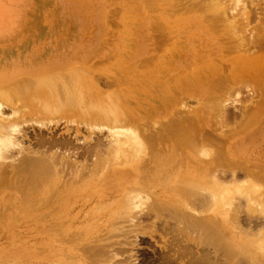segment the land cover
I'll return each mask as SVG.
<instances>
[{
    "label": "bare ground",
    "instance_id": "1",
    "mask_svg": "<svg viewBox=\"0 0 264 264\" xmlns=\"http://www.w3.org/2000/svg\"><path fill=\"white\" fill-rule=\"evenodd\" d=\"M242 1L0 0V264H121L134 220L165 264H264V14ZM60 120L85 133L42 131Z\"/></svg>",
    "mask_w": 264,
    "mask_h": 264
},
{
    "label": "rangeland",
    "instance_id": "2",
    "mask_svg": "<svg viewBox=\"0 0 264 264\" xmlns=\"http://www.w3.org/2000/svg\"><path fill=\"white\" fill-rule=\"evenodd\" d=\"M245 3L247 9L246 11L249 12L250 15V22L252 24L256 23L257 17L262 16L264 14V0H244L242 1ZM111 29L113 30L112 33H116L117 25L112 24ZM110 33V32H109ZM107 34L106 37H104L102 40L109 41L110 39H113L115 37L110 38V34ZM98 40V38H96ZM105 40V42H107ZM104 65L103 67H106ZM247 96L246 90L242 91L238 99H245L244 97ZM235 106H239V103H234ZM7 109V108H6ZM8 113V110H6ZM7 115V114H6ZM40 125L37 124H26L24 129L26 133L28 134V139L31 140V142H34V134L39 132ZM51 127L50 130H47L45 127H42V131H47L48 133H53L55 135H63L64 137H70L71 140L74 141L75 134H79V137L81 138V135L85 133V128L83 126H79L80 133L77 132V125L66 123L65 120H60L59 123H51L49 125ZM33 139V140H32ZM83 139H80L78 141V144H82ZM27 140L25 139V144H27ZM144 222L147 221L146 217L142 218ZM131 224V223H130ZM125 224L124 228H122V231L120 234H118L116 237H114V240H118L122 243L121 245H118V243L115 244V247L118 249H123V253L119 254L116 258V262L121 264H165L162 262V251L166 252V249H162L163 241L160 238L159 233L161 234V230L157 227L155 229V233L150 234H137L134 235V225L138 224V221L134 220L131 225ZM145 229L149 230V226H144ZM27 228V227H26ZM26 230V229H25ZM20 239L26 241L27 244H32L36 241H39L41 239V236L33 235L29 236L26 235L24 232L21 231ZM163 235V234H162ZM165 236V235H164ZM168 238L169 236H165ZM9 238L5 237V235L0 231V244H3L4 242L8 243L7 240ZM135 243V244H134ZM7 245V244H5ZM145 262V263H144Z\"/></svg>",
    "mask_w": 264,
    "mask_h": 264
}]
</instances>
